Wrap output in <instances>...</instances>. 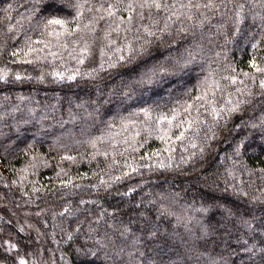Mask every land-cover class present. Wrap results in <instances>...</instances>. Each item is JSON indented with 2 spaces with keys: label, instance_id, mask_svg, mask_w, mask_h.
<instances>
[{
  "label": "trees",
  "instance_id": "trees-1",
  "mask_svg": "<svg viewBox=\"0 0 264 264\" xmlns=\"http://www.w3.org/2000/svg\"><path fill=\"white\" fill-rule=\"evenodd\" d=\"M114 2L0 0V264H264V0Z\"/></svg>",
  "mask_w": 264,
  "mask_h": 264
},
{
  "label": "snow or ice",
  "instance_id": "snow-or-ice-1",
  "mask_svg": "<svg viewBox=\"0 0 264 264\" xmlns=\"http://www.w3.org/2000/svg\"><path fill=\"white\" fill-rule=\"evenodd\" d=\"M229 2L231 3L232 0H229ZM189 5H191V0H189ZM188 6V5H186ZM195 7L199 8L201 6L208 8V9H212L214 7H216L214 0H208L207 3L200 5V4H195ZM170 7H174L172 5H169L168 0H115L114 3H111L108 5L107 8H104L103 4L101 5V8L107 13V16L109 17H116L118 15V13L123 12L125 10L132 12L133 10H139V9H157V10H162V9H169ZM237 7L241 10H243L244 8V4L243 3H239L237 5ZM137 16H140V18H143L142 13H140L139 11H137L135 13ZM152 13L151 11H149V16H151ZM237 15H240V13L238 12ZM189 19H191V16L188 17ZM101 19H103V17H101ZM128 22L131 23L133 16H129L128 18ZM261 20L264 21V16H261ZM120 23H123V20L119 21ZM50 25H59L61 28H64L65 26V21L60 20V19H50L47 21V24L45 25V27L50 26ZM197 26H201V25H197ZM168 25L167 23L165 24V28H167ZM114 30H118L114 29ZM183 30V29H182ZM147 31V29H146ZM74 33L71 30H65L64 33H56L57 39H59V37L61 35H67V36H72ZM149 35H154V33L149 32ZM39 43V42H37ZM28 47V51L23 52L24 57H27L29 55H31L32 52L38 51V49H35L31 43L27 44ZM256 45H253V48H255ZM14 56L17 55L16 52L12 53ZM121 59H123V57H121ZM22 62H27V63H31L32 61L30 60H24ZM84 61L81 60L80 63H83ZM252 67L255 69V71L257 73H261L264 74V67H260L256 64L255 59L253 58V61L251 62ZM114 66V65H112ZM7 75V72L5 71L3 73V75H0V80L4 79V77ZM145 77H148L149 79L151 78V76L155 75L154 70L151 73L146 72ZM244 76L248 77L250 74L249 73H244ZM74 77H69V79H73ZM252 80L255 82L256 77L252 76L251 77ZM16 79H20L19 76L16 77ZM225 79H230L232 84H236L237 83V79L235 76L233 77H225ZM142 82H147L146 80H142ZM259 87L261 89H264V79H260L259 81ZM237 91H242V89H237ZM199 101H203L205 99V97L199 96L196 98ZM194 107L193 104H189V105H181V108L183 110L184 113H189L190 110ZM237 110V107H232L230 109H228V111L230 112H234ZM213 111L215 112V109H213ZM218 115V113H217ZM180 117V110L179 109H172L170 114L168 115H163L159 118V122L161 124H166L168 125V130L164 132V134L161 136L162 140L167 141V139H169L168 133L172 131V128L175 127L176 129H183V131H180L179 135L176 136V139L181 140L184 138L186 132H187V128L185 127V125H188L189 127L194 123V118L189 117L187 120H180L178 119ZM175 135V133H173ZM193 147H195V145H193ZM135 171V169H133ZM116 179H119V177H117ZM103 183V181L101 182ZM65 187H67L68 185H64ZM12 247H15L14 245H12ZM20 264H24V261L21 260Z\"/></svg>",
  "mask_w": 264,
  "mask_h": 264
},
{
  "label": "rangeland",
  "instance_id": "rangeland-1",
  "mask_svg": "<svg viewBox=\"0 0 264 264\" xmlns=\"http://www.w3.org/2000/svg\"><path fill=\"white\" fill-rule=\"evenodd\" d=\"M56 236H57V238L60 237L58 234ZM56 236L54 235V237H56ZM57 247L59 248V244H57ZM38 254H39V256H41L40 252H38ZM21 260L24 261V264H46V262L43 260L42 257H35V258L28 257L27 259L21 258V259H19L18 264H20Z\"/></svg>",
  "mask_w": 264,
  "mask_h": 264
}]
</instances>
